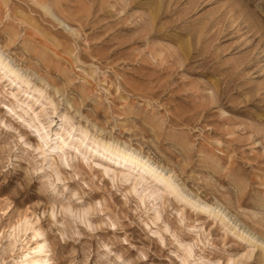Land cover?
Returning <instances> with one entry per match:
<instances>
[{"label":"rangeland","instance_id":"rangeland-1","mask_svg":"<svg viewBox=\"0 0 264 264\" xmlns=\"http://www.w3.org/2000/svg\"><path fill=\"white\" fill-rule=\"evenodd\" d=\"M240 232L264 241V0H0V264H264Z\"/></svg>","mask_w":264,"mask_h":264},{"label":"bare ground","instance_id":"bare-ground-1","mask_svg":"<svg viewBox=\"0 0 264 264\" xmlns=\"http://www.w3.org/2000/svg\"><path fill=\"white\" fill-rule=\"evenodd\" d=\"M68 134H70V132H68ZM97 140H92V142H89V146L93 147L94 150L98 149L102 154H105L109 158H114L115 160L121 162L122 164H128L130 166H133L134 168L138 170L139 175H151L155 177V180L159 182V184L162 187H167L169 189L172 188L173 190L170 177L164 176L163 174V172H165L164 167L154 164V162L150 161L149 158L141 155L139 152L132 150L127 146L119 144L118 142H110L109 140H106V141H103V140L97 141ZM60 143L61 142L58 141L54 145L59 147ZM196 200H193L191 202L194 203V201L196 202ZM197 203H198L197 206L202 211H211L214 213V215H218L220 219L225 220L226 223L228 222L229 218L225 216L226 213H223L220 210V208H218L217 206H212L203 201L202 202L197 201ZM228 226H229V223H228ZM234 227L235 226L232 225L231 228L233 229ZM240 234H242V237L244 235V237H246L250 243H254L257 246H260V249L262 251V256L264 257V241L260 240L259 239L260 237L255 236L254 234L247 233V232L245 234L240 232ZM38 235L39 233L37 231L33 233V237H36ZM31 252L46 253L45 242L37 240L35 245L31 248ZM42 262H43L42 260H39L33 264H41Z\"/></svg>","mask_w":264,"mask_h":264}]
</instances>
